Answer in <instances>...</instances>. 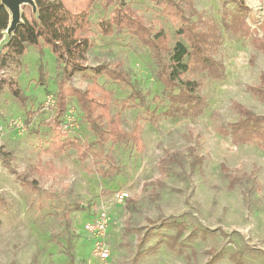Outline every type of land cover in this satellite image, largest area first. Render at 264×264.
<instances>
[{
  "label": "rangeland",
  "instance_id": "1",
  "mask_svg": "<svg viewBox=\"0 0 264 264\" xmlns=\"http://www.w3.org/2000/svg\"><path fill=\"white\" fill-rule=\"evenodd\" d=\"M126 2L152 33L162 28L171 47L188 43L177 35L180 26L196 24L205 53L222 74L188 71L184 79L198 81L205 105L198 114L180 115L150 47L128 30L100 33L98 22L113 6L97 1L90 15L93 44L83 63L89 70L65 86L83 90L94 79L90 68L119 62L129 83L104 76L98 81L112 91V113L121 112L123 128L141 124L143 148L129 140H98L70 96L61 128L84 145L83 157L73 147L51 146L55 96L64 81L52 49L29 46L0 67V264H205L211 249L220 253L213 264H264V148L258 141L235 143L221 132L242 118L238 105L264 115V0H246L251 35L233 28V0ZM5 80L16 81L26 106ZM135 91L144 100L133 98ZM173 153H180L181 162L163 164ZM119 190L129 196L110 208L107 234L84 233L87 213L110 204ZM171 218L185 224L182 232L164 224ZM150 229L156 234L141 242ZM104 249L110 250L108 260L98 255Z\"/></svg>",
  "mask_w": 264,
  "mask_h": 264
},
{
  "label": "trees",
  "instance_id": "2",
  "mask_svg": "<svg viewBox=\"0 0 264 264\" xmlns=\"http://www.w3.org/2000/svg\"><path fill=\"white\" fill-rule=\"evenodd\" d=\"M37 11L25 5L22 7V22L17 26L11 37H7L6 30L10 24L11 15L5 5L0 1V67L4 68L19 59L29 46H36L40 50L48 46L54 52L58 65L62 68L64 81L58 85L55 96L56 114L51 120V125L55 130V135L51 141V146L60 151L75 148L81 156H87L78 139L66 137L61 128L62 117L65 115L69 97L74 96L78 105L83 111L89 128L102 142L117 144L124 141H132L138 150L143 148V140L140 133L141 124L136 123L132 131H126L122 126V115L118 111L112 113V91L105 88L98 77L114 82L129 83L126 73L117 62L113 67L108 65H98L90 68L93 71L92 82L83 90L65 86V80L71 79L75 74L87 75L89 68L83 63L87 59V53L92 47L90 19L91 11L95 3L99 0H34ZM237 5V12L232 19L234 29L251 35L247 17L250 9L246 0H233ZM103 7L113 6L109 17L102 18L98 22L99 31L104 36H111L116 31L128 30L140 41L148 45L159 62L158 77L164 85L166 96L173 105L174 111L180 115L198 114L204 107V99L199 92V83L195 79H184V75L192 70L207 71L210 75L220 76L221 65L207 53L204 49V35L197 33L196 24L190 26H180L177 35L187 38V44L177 41L174 46H170L169 35L161 28L156 32L150 30L145 24L141 15L126 0H102ZM29 11L26 12V8ZM255 43L260 42L254 38ZM264 50V43L261 44ZM11 92L17 97L19 102L26 106V97L19 88L16 81H4ZM0 82V86H1ZM133 98L144 100L139 92L135 91ZM131 95V96H132ZM242 118L228 124V128H222L221 132L229 134L235 143L244 144L258 141L264 148V115H258L245 107L238 105ZM175 114V113H173ZM32 112L26 114L25 123L29 125L32 120ZM176 115V114H175ZM180 153H173L164 159L163 164L181 162ZM6 167L13 171V167L6 161ZM195 164H199L201 159L194 158ZM235 177L234 182L239 181ZM1 223V221H0ZM167 226H177L182 232L185 224L171 218L164 220ZM207 229L204 230V232ZM195 231L193 230L191 234ZM156 233L153 229L144 234L142 241L145 242ZM212 257L205 264H213L220 256L219 252L211 249Z\"/></svg>",
  "mask_w": 264,
  "mask_h": 264
},
{
  "label": "built area",
  "instance_id": "3",
  "mask_svg": "<svg viewBox=\"0 0 264 264\" xmlns=\"http://www.w3.org/2000/svg\"><path fill=\"white\" fill-rule=\"evenodd\" d=\"M129 193L124 190L115 191L111 199L107 202L110 204L102 205L98 212H95L93 216L88 218L84 224V232L88 235H102L104 236L108 232V227L111 225L110 208L113 204L126 200ZM90 216V215H89ZM98 255L102 260H108L111 257L109 249H104L103 252L98 251Z\"/></svg>",
  "mask_w": 264,
  "mask_h": 264
},
{
  "label": "water",
  "instance_id": "4",
  "mask_svg": "<svg viewBox=\"0 0 264 264\" xmlns=\"http://www.w3.org/2000/svg\"><path fill=\"white\" fill-rule=\"evenodd\" d=\"M6 6L11 15L10 24L6 30L7 37H11L17 26L22 22V7L29 5L36 12V4L34 0H0Z\"/></svg>",
  "mask_w": 264,
  "mask_h": 264
},
{
  "label": "crops",
  "instance_id": "5",
  "mask_svg": "<svg viewBox=\"0 0 264 264\" xmlns=\"http://www.w3.org/2000/svg\"><path fill=\"white\" fill-rule=\"evenodd\" d=\"M89 215H90V216H89ZM93 215H94V212H93V213H90V214L87 213V220H88V218H90V217L93 216ZM87 220H86V221H87ZM84 233H85V232H84Z\"/></svg>",
  "mask_w": 264,
  "mask_h": 264
}]
</instances>
